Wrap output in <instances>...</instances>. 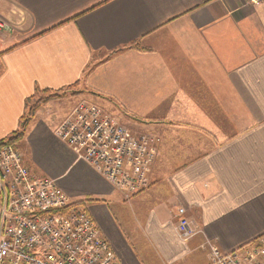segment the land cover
<instances>
[{"label":"crops","instance_id":"1","mask_svg":"<svg viewBox=\"0 0 264 264\" xmlns=\"http://www.w3.org/2000/svg\"><path fill=\"white\" fill-rule=\"evenodd\" d=\"M0 18V142L37 97L73 88L153 141L152 187L128 202L54 134L57 115L18 145L37 178L88 201L120 264H208L205 241L264 233V0H0ZM179 207L203 231L187 243Z\"/></svg>","mask_w":264,"mask_h":264},{"label":"built area","instance_id":"2","mask_svg":"<svg viewBox=\"0 0 264 264\" xmlns=\"http://www.w3.org/2000/svg\"><path fill=\"white\" fill-rule=\"evenodd\" d=\"M4 26L0 18V35ZM55 135L125 200L149 190L148 169L156 156L153 141L133 135L112 113L77 104ZM174 218L180 241L203 233L186 209L177 208ZM204 246L210 253L208 264H264V233L252 245L232 251L211 240ZM0 264H120L88 209L56 180L37 178L21 151L8 143L0 145Z\"/></svg>","mask_w":264,"mask_h":264},{"label":"rangeland","instance_id":"3","mask_svg":"<svg viewBox=\"0 0 264 264\" xmlns=\"http://www.w3.org/2000/svg\"><path fill=\"white\" fill-rule=\"evenodd\" d=\"M85 93V92H84ZM83 97H88L87 93H85V95H83V93H81L80 91V88H73V89H68V90H65V91H62V92H59V93H51V94H46V95H40L39 97H37V99L33 100L32 103H30L29 105L32 106L34 105V103L38 102V100H42V103L39 107V109L35 112V115L34 117L40 113L41 111H46V113H49L51 115H57L58 117L54 119V125L56 127V125H58L60 122L62 123L70 114L68 113L67 117L66 116V113L69 111L70 108H73L75 107V103H77L79 100L83 99ZM67 109V111H66ZM66 112V113H65ZM72 111H70L71 113ZM112 113V112H110ZM65 114V115H64ZM114 114V113H113ZM114 116L116 117V115L114 114ZM33 117V119H34ZM118 120L119 118L116 117ZM32 119V120H33ZM32 122V121H31ZM119 122H121L119 120ZM124 125V124H123ZM131 126V125H130ZM132 127V126H131ZM128 129H130L128 126H127ZM133 128V127H132ZM130 131H132L130 129ZM54 134H55V128L53 130ZM133 132V131H132ZM24 140V139H23ZM22 140V141H23ZM21 141V142H22ZM20 142V143H21ZM19 143V144H20ZM17 144V148H18V145ZM152 187V185H150V188ZM149 188V190H150ZM148 190V191H149ZM124 197V196H123ZM73 200L77 201V202H80L82 203L86 209H88V211L90 212L89 210V205H88V201L86 200H79V199H75V198H72ZM132 199H130L129 201H131ZM125 202H128V200H125ZM95 220V219H94ZM98 226V225H97ZM99 230H100V227L98 226ZM101 231V230H100ZM102 234V232H101ZM262 235V234H261ZM260 235V236H261ZM259 236V237H260ZM258 239V238H257ZM253 244V243H252ZM251 244V245H252ZM250 246V245H249ZM206 248V247H205ZM207 249V248H206ZM208 250V249H207ZM209 252V250H208ZM209 259H210V253H209ZM209 263V262H208Z\"/></svg>","mask_w":264,"mask_h":264},{"label":"trees","instance_id":"4","mask_svg":"<svg viewBox=\"0 0 264 264\" xmlns=\"http://www.w3.org/2000/svg\"><path fill=\"white\" fill-rule=\"evenodd\" d=\"M41 103H42V100H38V102L34 103V105H32V106L29 105L30 103L28 104L27 111L20 121L19 130L16 133H14L7 140L0 142V145L4 144V143H8V144H11L13 146H17V144H19L25 138L27 130L31 124V121H32L34 115H35V112L39 109Z\"/></svg>","mask_w":264,"mask_h":264}]
</instances>
